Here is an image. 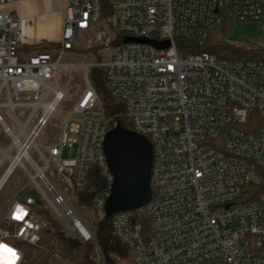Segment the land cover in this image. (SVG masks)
<instances>
[{
  "label": "built area",
  "instance_id": "obj_1",
  "mask_svg": "<svg viewBox=\"0 0 264 264\" xmlns=\"http://www.w3.org/2000/svg\"><path fill=\"white\" fill-rule=\"evenodd\" d=\"M19 1L0 0V97L6 99L0 108L9 109L17 127L14 133L0 114L8 138L7 147H0V162H9L5 174L16 162L12 172L18 167L26 172L61 225L69 232L77 229L85 242L92 239L82 233V223L56 187L49 180L42 183L38 169L46 176L53 164L77 189L96 168L104 183L94 202L99 217H105L114 183L105 141L121 125L105 117L89 79L95 67L108 93L124 102L131 131L146 138L154 152L151 201L111 217L113 235L129 262L264 264V191L256 200L242 202L246 186L259 184L258 172L264 173V61L184 53L177 43L204 42L226 20L256 22L264 28V0H68L55 42L61 48L56 60L47 53H22L21 20L7 7ZM103 1L110 10L101 19ZM91 33L103 47V61L65 62V52L78 49L82 34L90 43ZM130 39L168 42L169 47L127 42ZM71 68L83 72L85 88L58 142L39 144L67 96L52 83ZM17 107L30 109L24 122L15 116ZM74 145L76 159H64V148ZM34 203L26 194L9 206L1 223L11 225L13 234L0 229V264L12 259L4 249L15 253L13 264H22L23 252L10 238L32 245L41 241L44 224L32 212Z\"/></svg>",
  "mask_w": 264,
  "mask_h": 264
},
{
  "label": "rangeland",
  "instance_id": "obj_2",
  "mask_svg": "<svg viewBox=\"0 0 264 264\" xmlns=\"http://www.w3.org/2000/svg\"><path fill=\"white\" fill-rule=\"evenodd\" d=\"M35 24L36 23L34 22V27L37 28V25L35 26ZM226 26L229 32L226 40L231 46L240 51L241 56L248 57L256 55L264 58V28H262L259 23L235 22L227 23ZM109 27L113 32L117 31V28L112 24H110ZM61 32L62 28L61 30H57L58 37H60L59 33L61 34ZM90 37V43H87L85 40V35L82 34L81 39L78 41V49L76 51H66L64 61L73 63L92 62L97 64L102 62L103 57L101 54L103 53V49L101 46H98L95 43L92 33L90 34ZM177 43L179 45L180 40H177ZM33 45H24L23 47L28 48ZM43 45L47 48L51 46L50 42L48 43L47 41H45ZM114 46L115 45L113 44L111 52L114 51ZM96 49L98 50L95 52ZM39 53H47L51 56L52 60H56L61 53V50L45 49L43 51L41 50ZM98 74L99 69H96L95 67L90 69L89 79L92 83L93 78L98 76ZM85 82L86 78L80 68H71L62 72L60 77L52 83L55 88H62L66 92L67 96L50 117L47 126L44 128L38 139L39 144L46 145L58 142L62 126L69 116L77 98L83 92L85 88ZM5 100L6 99L4 96L0 97V102H4ZM14 112L19 122H24L30 113V109L17 107L15 108ZM0 114L7 126L14 133L17 132V127L12 121L9 109L0 108ZM34 123L35 120L28 127V130L33 127ZM7 144L8 138L3 134L2 128L0 127V147L6 148ZM77 152L78 145H74L72 148L66 147L63 150L62 157L66 160L76 159ZM8 167L9 162L2 163L0 167V180L3 178ZM45 175L47 179L56 187L57 191L64 197L68 206L73 210L75 216L82 223V225H84L92 239L89 242H85L81 233L77 231L69 232L62 224L66 234L72 239H77L78 241L67 244L68 247H65L66 249L61 242H52L51 245L48 248H45L43 251V264H109L101 246L99 245L100 241L98 235L101 229L97 223L99 220L98 215H95L93 210L78 205L76 193L77 189H74L71 184L66 183L65 175L59 176L57 174L53 164L50 166V169L47 173H45ZM34 192L35 187L32 180L22 168L18 167L15 172L10 175L8 181L0 191V229L6 230L10 234H13V227L11 225L1 223L4 215L6 214L13 200L21 199L24 195L33 194ZM41 199L44 208L49 211L53 218L57 219L54 211L51 209L48 203L43 199V197H41ZM40 220L42 221L41 218ZM44 236V232H42V239H44ZM9 242L17 246L15 242ZM22 252L24 254L25 260L26 254L24 250H22ZM111 258L116 261V264H131L127 259V256L120 258L116 255H112ZM110 264H113L112 261H110Z\"/></svg>",
  "mask_w": 264,
  "mask_h": 264
},
{
  "label": "trees",
  "instance_id": "obj_3",
  "mask_svg": "<svg viewBox=\"0 0 264 264\" xmlns=\"http://www.w3.org/2000/svg\"><path fill=\"white\" fill-rule=\"evenodd\" d=\"M109 10V5L106 1H103L101 19H104L109 14ZM227 23L235 22L226 20L221 25L214 28L209 33L207 40L204 42H197L194 40H180V51L191 54L210 53L215 55L219 59L233 60L239 58L245 60L264 61V58L256 55L243 57L240 55L239 50L235 49L228 43V41L226 40V37L229 34L228 28L226 26ZM43 44L44 43L42 42L28 48L22 47L21 51L25 53H39L41 52V50L43 51L45 49H61L58 43H50L51 46L49 48L45 47ZM101 48L103 49V47ZM97 50L98 49H96L95 52ZM92 84L95 86V89L99 94L100 101L105 111V117L107 119L113 118V120L119 122L122 127L128 130H132L131 123L125 115L124 102L113 98L108 93L105 86V79L100 70L98 76H95L93 78ZM258 175L261 181L259 182V184H251L246 186L242 198L243 203H250L256 200L259 194L264 191V173L258 172ZM103 183V178L100 175L99 171L96 168L91 169L82 187L77 188L76 193L78 205L93 210L95 215H98L94 200L95 197L101 192ZM31 195L33 196L35 201L34 206H32V212L37 217L41 218L44 222V227L42 230L45 235L44 239H41V241L36 245H32L14 238H10L9 241L15 242L20 249L24 250L26 257L24 260L23 254L22 264H43V251L45 248H48L52 242L59 241L64 245L65 248L68 247L67 244L78 240L72 239L66 234L61 223L57 219L53 218L49 211L44 208L42 199L37 193L34 192ZM98 219L99 220L97 221V223L101 229L98 235L100 241L99 245L101 246L106 256L108 263L110 264V261H112L113 264H116V261L111 258V256L116 255L117 257L124 258L126 256L125 248L113 235L111 229V219L107 220L105 217L100 218L99 215ZM32 252L35 254H33Z\"/></svg>",
  "mask_w": 264,
  "mask_h": 264
},
{
  "label": "water",
  "instance_id": "obj_4",
  "mask_svg": "<svg viewBox=\"0 0 264 264\" xmlns=\"http://www.w3.org/2000/svg\"><path fill=\"white\" fill-rule=\"evenodd\" d=\"M127 42L151 44L159 49L169 47L168 42L146 39ZM105 156L114 176L111 194L104 205L105 218L110 220L117 213L146 206L152 198L150 179L154 152L151 143L143 136L118 126L107 134ZM80 230L87 235L82 226Z\"/></svg>",
  "mask_w": 264,
  "mask_h": 264
},
{
  "label": "crops",
  "instance_id": "obj_5",
  "mask_svg": "<svg viewBox=\"0 0 264 264\" xmlns=\"http://www.w3.org/2000/svg\"><path fill=\"white\" fill-rule=\"evenodd\" d=\"M67 4L68 0H22L7 6L21 20L20 29L23 36V46L44 43L45 41L48 43L58 42L60 37L57 35V30L62 28ZM34 22L37 28L34 27ZM14 172L15 170L10 175Z\"/></svg>",
  "mask_w": 264,
  "mask_h": 264
},
{
  "label": "bare ground",
  "instance_id": "obj_6",
  "mask_svg": "<svg viewBox=\"0 0 264 264\" xmlns=\"http://www.w3.org/2000/svg\"><path fill=\"white\" fill-rule=\"evenodd\" d=\"M1 165H2V162H0V167H1ZM15 165H17V163L16 162H11V164H10V170H9V172H7L4 176H3V178L0 180V190H1V188L3 187V184H5V182H6V180L9 178L8 177V175H9V173L14 169V167H15ZM16 170V169H15ZM38 173H39V175L42 177L41 179H42V183L43 184H46V183H48V179L46 178V176H42V173H43V169H38ZM38 180V179H37ZM77 221H79L78 219H77ZM80 222V221H79ZM81 224V223H80ZM82 225V224H81ZM83 226V225H82ZM83 228H84V230H85V233L87 232V230L85 229V227L83 226ZM75 228H73L72 230H74ZM76 231H78L77 229H76ZM87 234H89V232H87Z\"/></svg>",
  "mask_w": 264,
  "mask_h": 264
},
{
  "label": "snow or ice",
  "instance_id": "obj_7",
  "mask_svg": "<svg viewBox=\"0 0 264 264\" xmlns=\"http://www.w3.org/2000/svg\"><path fill=\"white\" fill-rule=\"evenodd\" d=\"M3 247V246H0ZM11 257L12 259L7 262V264H13V261L15 259V253L11 249H4Z\"/></svg>",
  "mask_w": 264,
  "mask_h": 264
}]
</instances>
